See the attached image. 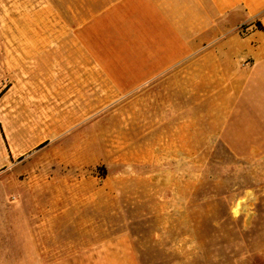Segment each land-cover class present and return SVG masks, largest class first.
Instances as JSON below:
<instances>
[{
  "label": "rangeland",
  "instance_id": "374dc122",
  "mask_svg": "<svg viewBox=\"0 0 264 264\" xmlns=\"http://www.w3.org/2000/svg\"><path fill=\"white\" fill-rule=\"evenodd\" d=\"M49 3L0 0V264H264V172L194 155L193 76L57 68Z\"/></svg>",
  "mask_w": 264,
  "mask_h": 264
},
{
  "label": "crops",
  "instance_id": "0c3cea01",
  "mask_svg": "<svg viewBox=\"0 0 264 264\" xmlns=\"http://www.w3.org/2000/svg\"><path fill=\"white\" fill-rule=\"evenodd\" d=\"M42 8L74 28L51 42L57 68L93 69L125 90L171 72L192 75L194 155H208L210 169L264 172V0H50Z\"/></svg>",
  "mask_w": 264,
  "mask_h": 264
}]
</instances>
